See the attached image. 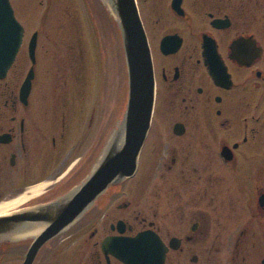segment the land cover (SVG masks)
Instances as JSON below:
<instances>
[{"label": "flooded vegetation", "instance_id": "obj_1", "mask_svg": "<svg viewBox=\"0 0 264 264\" xmlns=\"http://www.w3.org/2000/svg\"><path fill=\"white\" fill-rule=\"evenodd\" d=\"M152 3L149 28L165 32L146 30L155 97L130 191L125 182L108 187L30 264H128L104 247L105 240L145 234L156 247L147 258L135 250L133 264H264V0ZM35 31L26 100L19 90L31 67L28 48L23 79L15 67L20 50L0 78V200L11 194L8 187L47 182L21 208L67 192L92 157L87 150L71 165L68 157L61 164L69 129L64 119L59 124L56 107L42 118V107L32 101ZM165 35L180 38L176 50H161ZM81 113L72 127V151L82 149L99 123L95 108L88 118ZM33 234L0 240V264H22Z\"/></svg>", "mask_w": 264, "mask_h": 264}, {"label": "rangeland", "instance_id": "obj_2", "mask_svg": "<svg viewBox=\"0 0 264 264\" xmlns=\"http://www.w3.org/2000/svg\"><path fill=\"white\" fill-rule=\"evenodd\" d=\"M153 1L138 0V4L147 32L160 36L165 31L149 28ZM11 3L25 28L15 67L22 80L30 64L23 57L28 40L34 30H39L32 101L42 107V118L49 117L50 108L56 107L59 124L64 119L69 129L68 149L64 155L61 152V164L68 157L71 165L77 156L83 157L91 150L88 172L120 124L127 99L126 64L114 15L102 0H11ZM92 108L99 123L92 124L82 149L72 151L76 144L72 127L77 115L86 112L84 117L88 118ZM39 160L37 157L35 161ZM124 182L130 191L133 179ZM25 188L8 187L11 194L0 202Z\"/></svg>", "mask_w": 264, "mask_h": 264}, {"label": "water", "instance_id": "obj_3", "mask_svg": "<svg viewBox=\"0 0 264 264\" xmlns=\"http://www.w3.org/2000/svg\"><path fill=\"white\" fill-rule=\"evenodd\" d=\"M110 9L119 26L123 53L127 71V99L122 119L115 132L110 136L98 160L86 176L67 192L53 200L9 211L0 215V240L12 239L27 230L45 226V229L33 234L26 257L22 264H30L39 248L60 230L77 220L103 192L110 186L119 184L131 177L137 167V160L142 145L147 136L153 111L155 86L151 52L147 35L143 27L136 0H102ZM0 13H2L5 28H11L18 38V46L8 49L10 60L0 68V77H4L12 64L16 53L22 43L23 26L16 19L9 0H0ZM135 22V32L130 36L129 20ZM180 45V38L176 35H166L160 42L164 53L176 50ZM36 32L28 43V52L32 63L35 62ZM6 68V70H5ZM34 77L31 66L21 84L20 98L26 100L31 89ZM135 107L139 113L140 121L135 136L134 151L127 150L129 141V110ZM124 153L126 163L114 167L110 163ZM33 223L31 227L28 225ZM37 232V234H36ZM135 237L119 238L109 237L104 242L115 256L128 264L135 262V250L127 247H117L110 242L132 241Z\"/></svg>", "mask_w": 264, "mask_h": 264}, {"label": "snow or ice", "instance_id": "obj_4", "mask_svg": "<svg viewBox=\"0 0 264 264\" xmlns=\"http://www.w3.org/2000/svg\"><path fill=\"white\" fill-rule=\"evenodd\" d=\"M129 32L130 36H133L135 32V22L134 20H129ZM18 46V38L14 35L11 28H5L2 13H0V68H3L6 65V62L10 60L8 56V49ZM6 70V68H5ZM129 121V141L127 145V150L134 151V142L135 136L138 130L140 116L135 107L129 110L128 115ZM126 158L124 153H121V156L117 159L111 161L110 163L114 167L123 166L126 163ZM117 247H127L134 249L144 254L147 258L148 254L155 249L157 241L150 237L148 234H145L143 237H140L132 241H121V242H110Z\"/></svg>", "mask_w": 264, "mask_h": 264}, {"label": "bare ground", "instance_id": "obj_5", "mask_svg": "<svg viewBox=\"0 0 264 264\" xmlns=\"http://www.w3.org/2000/svg\"><path fill=\"white\" fill-rule=\"evenodd\" d=\"M46 186H47V182L42 181V182L30 185L25 191H23L22 193L14 196L10 199L1 201L0 202V215L6 214V213H8L9 210L17 208L18 206L29 201L30 199H32L36 196H39L43 192V190L45 189ZM38 229H39V227H35L32 229H29V231H27L26 233H28V234L34 233ZM24 234H25V232H23L21 234H17L15 236H22Z\"/></svg>", "mask_w": 264, "mask_h": 264}]
</instances>
